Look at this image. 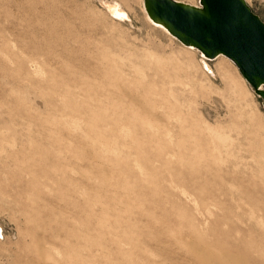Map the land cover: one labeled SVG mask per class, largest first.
<instances>
[{"label": "rangeland", "instance_id": "374dc122", "mask_svg": "<svg viewBox=\"0 0 264 264\" xmlns=\"http://www.w3.org/2000/svg\"><path fill=\"white\" fill-rule=\"evenodd\" d=\"M123 1L0 0V264H264L261 98Z\"/></svg>", "mask_w": 264, "mask_h": 264}, {"label": "water", "instance_id": "95a60500", "mask_svg": "<svg viewBox=\"0 0 264 264\" xmlns=\"http://www.w3.org/2000/svg\"><path fill=\"white\" fill-rule=\"evenodd\" d=\"M150 20L204 58H229L264 111V21L245 0H141Z\"/></svg>", "mask_w": 264, "mask_h": 264}, {"label": "bare ground", "instance_id": "6f19581e", "mask_svg": "<svg viewBox=\"0 0 264 264\" xmlns=\"http://www.w3.org/2000/svg\"><path fill=\"white\" fill-rule=\"evenodd\" d=\"M181 1H184V0H181ZM245 1L247 2V4L249 3L248 2L249 0H245ZM185 2H187V1H185ZM261 2H264V0H261ZM140 4H141V7H142V8L140 7V10L142 11V17H143L145 23L147 25H149L151 28H155L157 31L162 33V35L164 34V35H166V36H168L170 38H173L174 36L169 34L168 31L162 25H160V24H158L156 22H153L152 20L149 19V17L146 15V13H145V11L143 9L141 0H140ZM191 4H196V3L194 2V3H191ZM100 5L102 6V7H100V10H102L103 14L107 18H109L113 23H116V24H119V25L120 24L123 25V24H130L131 23V22H129V18H128V14H127L130 11V9H129V7L127 6V4L123 0H100ZM180 46H182V48L185 49V50L193 51V53L195 55L198 54V61H199L200 65H201V67L203 68V70L205 71V74L208 77L210 76L209 79L211 81H212V77H216V76L218 77L216 71L210 65V61H212L213 59H207V58L203 57L204 61L202 62V60L200 59V58H202V55L200 54V52L196 48H194L192 46L184 45L182 43H181ZM221 56L227 58L226 56H223V55H219L218 57H221ZM227 59L230 60L229 58H227ZM240 76L242 77V75H240ZM243 80L246 83V80L244 78H243ZM248 88L250 89V91L252 90L249 86H248ZM252 93L255 94L254 92H252ZM0 234H1V232H0Z\"/></svg>", "mask_w": 264, "mask_h": 264}]
</instances>
